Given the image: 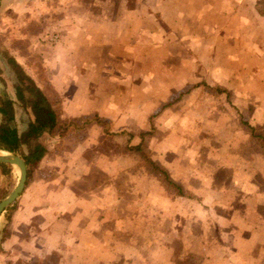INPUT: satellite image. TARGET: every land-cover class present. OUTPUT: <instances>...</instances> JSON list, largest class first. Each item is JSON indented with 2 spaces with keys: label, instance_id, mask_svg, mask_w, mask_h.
Segmentation results:
<instances>
[{
  "label": "crops",
  "instance_id": "1",
  "mask_svg": "<svg viewBox=\"0 0 264 264\" xmlns=\"http://www.w3.org/2000/svg\"><path fill=\"white\" fill-rule=\"evenodd\" d=\"M77 5L83 10L67 11L53 25L57 41L35 49L48 86L24 74L58 120L82 118L81 125L52 146L46 139L54 137L38 129L35 139L45 153L0 213V264H175V242L198 256L202 250L189 249L195 232L200 239L217 229L229 232V257L211 251L202 264H229L239 249L260 253L264 149L260 143L251 149L249 137L264 140V0H137L130 9L123 0ZM202 86L229 92L231 109L246 122L245 129L227 130L232 142L225 146L238 168L229 175L225 206L215 202V192L205 193L203 185L214 179L201 174L193 176L196 189L181 185L192 183L183 170L185 141L169 148L168 136L182 131L165 129L161 119L153 124L172 109L178 121L181 104L199 113ZM229 120L233 124L230 110ZM100 122L132 126L137 136L143 131L161 179L125 170L116 138L105 141L119 133ZM6 166L7 174L0 168V201L16 183L10 186ZM124 183L130 191L123 192Z\"/></svg>",
  "mask_w": 264,
  "mask_h": 264
},
{
  "label": "rangeland",
  "instance_id": "2",
  "mask_svg": "<svg viewBox=\"0 0 264 264\" xmlns=\"http://www.w3.org/2000/svg\"><path fill=\"white\" fill-rule=\"evenodd\" d=\"M107 1L112 2L114 0ZM123 1H126V4L130 9L137 0ZM85 2H87V0H0V100L12 96L14 97L15 88L20 89L22 92L26 104L25 107H22L21 104H16L14 117V124L19 131H23L26 128L27 121L30 120L28 102L33 100V96L30 92L24 90L23 86H25V81L22 76H19V73L16 71V68H14L13 63H11L10 60H13L17 66L19 65L21 70L28 75L33 82L35 81L34 79H37L38 85L48 86L44 77L42 58L40 55L34 53L35 49H42L40 48L41 46H43V48L51 47V45L57 41L58 33L53 29L55 22L67 11L70 13L82 11L83 8L77 5V3L80 4ZM1 17L3 18L1 19ZM50 38L51 40H49ZM45 44L47 46H45ZM32 45L38 48H34ZM201 89V96L203 95V97L201 104L199 105L201 108L199 113H193V106H189L190 103L181 104L179 107H183L184 112L180 115L181 118L178 121V115L173 114L175 110L172 109L167 110L165 112L166 114L162 117L158 114L157 117L154 118L155 115H153V124L158 123L157 120L161 119L164 121L163 127L165 129L167 127L168 130H173L179 126V129L182 131L179 136H168V139H171V142H168L169 148L174 147V144L176 143H182L183 140L185 141L187 160L185 159V168H183V170L188 176L191 175L192 183H183L181 185L185 186V189H196V186L198 185L193 182V176L201 177V174L207 176V180L214 179L212 185H203L205 186L203 187L205 188V193L209 192L212 194L215 192V202L220 206H225V204H229V191H231V189H229V175H231L232 169L236 170L238 168L232 164L233 160L229 159V155L232 154V151H229L225 146L228 144L229 147V141L232 142L227 130H229V127L233 129H245L246 122L241 120V115H239L234 108L231 109V105L229 104V92L217 87L206 88L205 86H202ZM166 106L170 107L173 105L167 104ZM229 110L232 112L233 121V124L230 125ZM233 110L235 113H233ZM217 115L222 116V119L218 120ZM81 121L82 118L69 122L67 125L68 130L61 135H49L54 137V141L47 138V144H57V142L66 134L78 129L79 125H81ZM99 124H103V126L106 127L105 131H115V133H119L113 137H111L112 135H108L105 141L110 142L112 141L111 139L116 138L120 145L121 154L126 160L123 164L127 165L125 170H129V168L134 170L141 169L140 172L142 176H145L146 174H154L161 179V176L163 175L158 172L156 167L151 166L150 160L152 159V156L150 155L149 150H147V137L145 134H142L143 131L137 136L135 133L132 134L135 131V128H132V126L129 127L130 130H128L126 125L122 126V128H117L108 125L105 122H100ZM159 124L161 125L163 123L161 122ZM215 128H217L216 131H214ZM131 130L133 132H131ZM252 131L253 130L250 131V134L253 133ZM47 132L49 131L47 130ZM79 137L81 138V134ZM154 137L158 136L154 135ZM40 138L41 137H38V139ZM137 139H140V142L137 145L138 152H135V150L132 149V146L135 144L131 145V143H137ZM233 139L235 142L238 139L240 140L241 134L238 137H233ZM249 139L250 143L253 144V146L251 145V149H254V151L258 150L255 145H258V143H260L264 149V140L261 141L257 139V141H255V138L252 136H250ZM237 155L239 156V153H237ZM207 156L211 158H205ZM190 165L191 167H188ZM261 165V168L264 167L263 164ZM10 170L12 173L10 186H12L11 182L15 179L17 180L18 173L14 167H10ZM174 177H176V175ZM260 186L263 188L262 190L264 193V184L261 183ZM123 187V192L130 191L128 184L125 185L124 183ZM218 187H222L223 189V194L221 196L217 194ZM223 215L224 216L221 218L225 219L226 216L225 214ZM213 217L214 216H211V219ZM259 219L260 225L264 230V215ZM250 222L259 227L258 220L251 219ZM212 224L215 223L211 221V229H213ZM225 227L227 226L225 225ZM214 232L215 235H211L209 230H207L206 235L200 239L199 234L195 232L197 240L195 244H190L191 248L189 249L195 250L196 248L202 250L201 254L198 256H196L193 251H189L187 246L186 249H183L181 243L175 242V253L177 252L178 254L176 253V255L179 257L178 262L175 264H202L203 261L208 258L206 254L211 251L213 256L222 253L229 257V243L226 242L227 234L229 235V232L226 231L227 234H222L218 229ZM259 256H261V258H259ZM235 263L264 264V249H262L260 253L253 247L239 249V254H237L236 258L232 255L229 258V264Z\"/></svg>",
  "mask_w": 264,
  "mask_h": 264
},
{
  "label": "trees",
  "instance_id": "3",
  "mask_svg": "<svg viewBox=\"0 0 264 264\" xmlns=\"http://www.w3.org/2000/svg\"><path fill=\"white\" fill-rule=\"evenodd\" d=\"M10 61L13 63L19 76H22L25 81V86H23L24 90L30 92L33 96V100L28 102L33 120L27 121L26 128L23 131H19L14 124L16 104H21L22 107H25L26 104L20 89H14V97L0 100V151L18 156L22 159L27 169V176L45 153L44 147L35 139L38 129L46 128L49 131V135L58 136L68 130L67 125L71 121L62 122L58 120L54 110L40 90L33 85V82L13 60ZM23 148L25 149V153L22 152ZM132 149L138 151L137 146ZM0 168L3 174H7L9 171L4 164H0Z\"/></svg>",
  "mask_w": 264,
  "mask_h": 264
},
{
  "label": "water",
  "instance_id": "4",
  "mask_svg": "<svg viewBox=\"0 0 264 264\" xmlns=\"http://www.w3.org/2000/svg\"><path fill=\"white\" fill-rule=\"evenodd\" d=\"M4 155H0V164L9 165L10 167H14L17 169V180L10 191V193L0 201V213L8 207L14 199L19 195L22 191L26 180L27 169L22 161L18 156L11 155L9 153L3 152Z\"/></svg>",
  "mask_w": 264,
  "mask_h": 264
},
{
  "label": "bare ground",
  "instance_id": "5",
  "mask_svg": "<svg viewBox=\"0 0 264 264\" xmlns=\"http://www.w3.org/2000/svg\"><path fill=\"white\" fill-rule=\"evenodd\" d=\"M0 155H4V153L2 151H0ZM16 169V168H15ZM17 170V169H16Z\"/></svg>",
  "mask_w": 264,
  "mask_h": 264
},
{
  "label": "built area",
  "instance_id": "6",
  "mask_svg": "<svg viewBox=\"0 0 264 264\" xmlns=\"http://www.w3.org/2000/svg\"><path fill=\"white\" fill-rule=\"evenodd\" d=\"M49 40H51V38Z\"/></svg>",
  "mask_w": 264,
  "mask_h": 264
}]
</instances>
